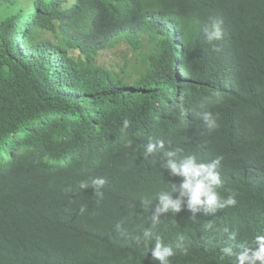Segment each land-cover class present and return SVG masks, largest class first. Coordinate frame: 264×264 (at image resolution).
<instances>
[{
    "label": "trees",
    "instance_id": "trees-1",
    "mask_svg": "<svg viewBox=\"0 0 264 264\" xmlns=\"http://www.w3.org/2000/svg\"><path fill=\"white\" fill-rule=\"evenodd\" d=\"M0 11V157L9 154L11 168L0 174V264H160L135 240L151 220L132 226L123 201L138 200L142 182H174L162 154H146L149 142L202 160L221 156L226 175L228 164L252 170L261 161L264 0H0ZM205 25H217L221 38L208 43ZM124 41L134 62L118 75L101 56ZM201 111L219 127L207 130ZM95 178L106 180L102 195ZM45 201L79 213L84 238L72 222L44 219ZM236 201L239 215L259 209L244 232L250 242L264 232V199ZM166 226L152 229L151 243L159 236L173 247L169 264H235L219 248L179 252Z\"/></svg>",
    "mask_w": 264,
    "mask_h": 264
},
{
    "label": "clouds",
    "instance_id": "clouds-1",
    "mask_svg": "<svg viewBox=\"0 0 264 264\" xmlns=\"http://www.w3.org/2000/svg\"><path fill=\"white\" fill-rule=\"evenodd\" d=\"M24 20L25 18L21 19V24ZM203 33L208 43H213L221 38V32L217 25H205ZM115 72L120 75L119 72ZM98 116L104 118L102 114L98 113ZM197 116L203 121L207 130L212 131L219 127L218 118L212 112L201 111L197 113ZM127 126L128 121L125 120L124 127L127 128ZM93 139L101 148V139ZM15 150L12 151L16 152L15 156L21 157V150ZM145 151L146 154H162L165 161L163 168L169 172L174 182L167 183L170 188L160 181L142 182L144 190L139 191L138 200H129L128 195L123 197L132 226L137 227L142 222L151 220V225L144 232L143 237H135L138 246L143 243L147 254L150 253L153 260L160 261V264H169V258L175 255L173 247L165 244L159 236H156L154 243H151L152 229L158 223H166L165 228L169 229L174 237V244L179 252H186L189 249L202 250L206 247L219 248L221 256L224 259L235 260V264H264V232L256 234L250 242H246L244 238V232L258 214L259 209L250 208L244 215H239L232 210V206L237 203L236 197L238 196L257 202L263 201L264 154L261 161H257L252 170L239 169L228 164V174L226 175L221 156L202 160L195 155H182L181 149H166L164 140L149 142ZM95 153H93L95 162L102 164L103 159H100L101 156H97ZM9 156L8 154L0 157V174L11 170L7 164ZM74 157L75 155L67 157L69 159L64 160L62 166ZM74 162L79 161L74 160ZM70 166H67V171ZM129 168L133 180L139 184V181H142V175L137 164ZM238 180L241 182V189L238 188ZM91 184L95 189V195H102L99 190L106 184V180L95 178ZM228 184L234 186V193L225 195L224 190ZM79 187L85 190L89 188V185L86 182H81ZM38 210L44 219L49 221L74 223L79 234L84 238L85 228L79 213L70 217L66 207L59 206L52 201L43 202L38 206ZM84 211L85 208L81 207L80 212ZM116 231L125 235L120 223L116 224ZM219 239L224 241V245L218 247ZM44 250L49 253H60L49 247ZM74 251L75 246L67 252L61 253L66 259L71 257Z\"/></svg>",
    "mask_w": 264,
    "mask_h": 264
},
{
    "label": "rangeland",
    "instance_id": "rangeland-1",
    "mask_svg": "<svg viewBox=\"0 0 264 264\" xmlns=\"http://www.w3.org/2000/svg\"><path fill=\"white\" fill-rule=\"evenodd\" d=\"M1 19L2 12L0 11V20ZM133 53L134 51L130 48L128 43L123 42L118 47L106 52L102 56L101 62L117 72H119V65H124L130 71L131 65L134 62V56H132Z\"/></svg>",
    "mask_w": 264,
    "mask_h": 264
},
{
    "label": "bare ground",
    "instance_id": "bare-ground-1",
    "mask_svg": "<svg viewBox=\"0 0 264 264\" xmlns=\"http://www.w3.org/2000/svg\"><path fill=\"white\" fill-rule=\"evenodd\" d=\"M100 159H102V157ZM100 159H98V161H100ZM63 165H65V164H63Z\"/></svg>",
    "mask_w": 264,
    "mask_h": 264
}]
</instances>
